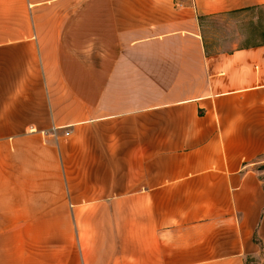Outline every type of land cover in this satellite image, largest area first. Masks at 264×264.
Wrapping results in <instances>:
<instances>
[{
    "label": "crops",
    "instance_id": "1",
    "mask_svg": "<svg viewBox=\"0 0 264 264\" xmlns=\"http://www.w3.org/2000/svg\"><path fill=\"white\" fill-rule=\"evenodd\" d=\"M258 11L264 0H0V264L264 252V42L213 49L202 26Z\"/></svg>",
    "mask_w": 264,
    "mask_h": 264
},
{
    "label": "rangeland",
    "instance_id": "2",
    "mask_svg": "<svg viewBox=\"0 0 264 264\" xmlns=\"http://www.w3.org/2000/svg\"><path fill=\"white\" fill-rule=\"evenodd\" d=\"M204 43L210 47L229 48L233 45L242 46L264 42V12L229 13L210 16L202 20ZM10 70L0 69V78ZM12 71V70H11ZM187 86V90L189 89ZM189 93V92H187ZM170 115V117H168ZM180 118V112L156 113V123L175 125ZM157 135V133H156ZM264 183V155L253 165ZM246 264H264V252L252 256Z\"/></svg>",
    "mask_w": 264,
    "mask_h": 264
},
{
    "label": "built area",
    "instance_id": "3",
    "mask_svg": "<svg viewBox=\"0 0 264 264\" xmlns=\"http://www.w3.org/2000/svg\"><path fill=\"white\" fill-rule=\"evenodd\" d=\"M66 134L68 135V134H70V132H66Z\"/></svg>",
    "mask_w": 264,
    "mask_h": 264
}]
</instances>
